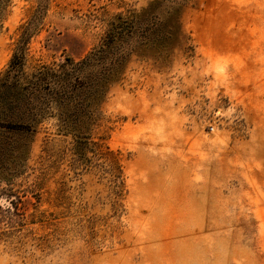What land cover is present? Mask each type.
<instances>
[{"label":"rangeland","instance_id":"rangeland-1","mask_svg":"<svg viewBox=\"0 0 264 264\" xmlns=\"http://www.w3.org/2000/svg\"><path fill=\"white\" fill-rule=\"evenodd\" d=\"M156 0H0V73L81 59ZM89 122L43 119L0 172V264H264V0H195Z\"/></svg>","mask_w":264,"mask_h":264},{"label":"trees","instance_id":"trees-1","mask_svg":"<svg viewBox=\"0 0 264 264\" xmlns=\"http://www.w3.org/2000/svg\"><path fill=\"white\" fill-rule=\"evenodd\" d=\"M195 0H156L150 13L114 25L81 59L40 63L30 68L28 43L38 28L36 16L24 27L8 66L0 73V172L12 158L28 152L43 119L57 115L63 130L91 138L89 122L123 70L134 48L171 39L180 26L182 9Z\"/></svg>","mask_w":264,"mask_h":264}]
</instances>
